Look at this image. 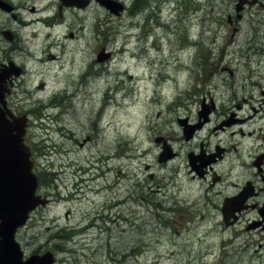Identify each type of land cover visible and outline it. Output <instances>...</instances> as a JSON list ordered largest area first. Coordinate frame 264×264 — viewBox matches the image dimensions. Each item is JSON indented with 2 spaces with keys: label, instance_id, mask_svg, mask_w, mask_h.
<instances>
[{
  "label": "rangeland",
  "instance_id": "rangeland-1",
  "mask_svg": "<svg viewBox=\"0 0 264 264\" xmlns=\"http://www.w3.org/2000/svg\"><path fill=\"white\" fill-rule=\"evenodd\" d=\"M13 1L17 20L0 10V67L25 68L8 100L32 119L51 198L17 233L25 252L52 250L55 264H264L258 226L223 223L205 179H191L194 145L176 140L177 118L205 92V0H119V15L96 0ZM102 48L111 56L98 61ZM156 136L179 156L160 163Z\"/></svg>",
  "mask_w": 264,
  "mask_h": 264
},
{
  "label": "flooded vegetation",
  "instance_id": "flooded-vegetation-1",
  "mask_svg": "<svg viewBox=\"0 0 264 264\" xmlns=\"http://www.w3.org/2000/svg\"><path fill=\"white\" fill-rule=\"evenodd\" d=\"M4 1L18 14L13 0ZM0 10L6 20L14 17L1 7ZM6 25L13 29L12 24ZM12 33L17 39L16 32ZM204 58L205 93L194 113L189 109V113L177 118L183 127L176 140L183 148L194 145L185 152L187 159L189 154L195 158L194 163L188 160L191 179H205V195L214 197V207L221 212L223 223L231 224L237 219L247 227L258 226L256 231L264 235V121L259 127L250 123L255 117L264 118V0H205ZM22 68L21 78L25 72ZM6 78L4 90L11 98L20 78ZM200 115L205 116V123L189 133ZM90 129L95 132L96 124L92 123ZM203 131L205 137L196 141ZM90 140L92 133L87 135ZM24 141L33 156L29 132ZM172 147L175 159L180 151ZM198 171H204V176H198ZM242 205L245 207L240 211ZM223 208L229 216L226 221Z\"/></svg>",
  "mask_w": 264,
  "mask_h": 264
},
{
  "label": "water",
  "instance_id": "water-1",
  "mask_svg": "<svg viewBox=\"0 0 264 264\" xmlns=\"http://www.w3.org/2000/svg\"><path fill=\"white\" fill-rule=\"evenodd\" d=\"M99 1L114 12L122 8L112 0ZM102 58L99 54V59ZM1 78L0 75V83ZM4 116H0V260L4 264H52L54 258L51 252L42 256L33 255L27 263L21 261L22 253L14 239L15 230L26 221L30 209L46 200L35 196L36 176L31 172L32 163L24 157L19 136L24 131L25 118L10 123ZM15 127L17 134L13 135ZM164 148L160 160L171 156L169 146Z\"/></svg>",
  "mask_w": 264,
  "mask_h": 264
},
{
  "label": "bare ground",
  "instance_id": "bare-ground-1",
  "mask_svg": "<svg viewBox=\"0 0 264 264\" xmlns=\"http://www.w3.org/2000/svg\"><path fill=\"white\" fill-rule=\"evenodd\" d=\"M123 51H125V49L123 50ZM122 70H126V69H123L122 68ZM122 74L123 73H120V75L122 76ZM63 113H66L64 110L62 111ZM50 183V181L49 182H47V184H49ZM41 184H42V188H44L45 186H44V184H46V180L41 176Z\"/></svg>",
  "mask_w": 264,
  "mask_h": 264
}]
</instances>
